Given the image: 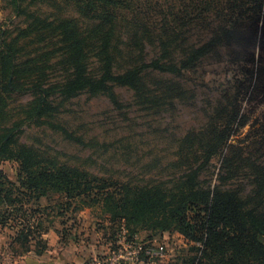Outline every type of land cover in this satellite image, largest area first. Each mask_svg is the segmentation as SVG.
<instances>
[{
	"label": "rangeland",
	"instance_id": "1",
	"mask_svg": "<svg viewBox=\"0 0 264 264\" xmlns=\"http://www.w3.org/2000/svg\"><path fill=\"white\" fill-rule=\"evenodd\" d=\"M21 9L16 14L11 0H0V34L35 68L49 58L54 90L51 115L25 125L20 144L95 187L176 192L193 176L202 188L238 192L264 212V0H22ZM76 41L88 75H101L108 54L116 74L142 69L141 88L109 84L106 94H63ZM153 62L179 72L143 67ZM32 99L12 101L10 115ZM18 171V163L0 161L10 179ZM50 197V204L41 200L52 207L43 221L50 231L68 223L74 236L86 219L112 229L96 194L72 199L63 215L56 207L66 196ZM134 228L143 244L165 246L146 264L180 263L195 253V244L171 232ZM15 230L7 226L0 235Z\"/></svg>",
	"mask_w": 264,
	"mask_h": 264
},
{
	"label": "trees",
	"instance_id": "2",
	"mask_svg": "<svg viewBox=\"0 0 264 264\" xmlns=\"http://www.w3.org/2000/svg\"><path fill=\"white\" fill-rule=\"evenodd\" d=\"M21 2L11 0L16 14L24 11ZM2 36L3 33L0 34V161L18 163L20 171L16 172V180L0 173V226L16 229L9 241L14 257L30 252L41 255L48 250L45 235L49 233L51 223L45 227L43 221L47 217L44 214L52 207H43V198L50 204L52 194L65 195L66 202L59 201L56 207L63 215L72 207V199L96 194L100 199L93 201L102 202L110 216L112 229H109L111 236L108 239L113 250L124 230L128 239L133 240L137 237L134 227H144L160 230V234L171 232L196 245L192 249L195 253L182 258L180 263L172 264H264V212L258 207L249 208L247 200L238 192L204 189L194 183L193 176L184 183V188L176 192H165L157 187L131 188L128 185L115 191L107 185L95 187L91 181H84L78 170L58 167L54 161L44 159L33 149L20 144L25 125L43 123L51 115L54 87L46 76L51 67L49 62L46 63L49 60L47 56L40 60L42 67L38 68L21 61L15 41L8 43ZM64 36L65 39L70 38L67 31ZM109 37L110 33L105 38V48ZM77 43L69 56L68 69L72 79L63 86V94L74 96L83 91L92 95L106 94L110 91L109 84L135 90L141 88L142 77L139 74L142 69L116 74L108 54L101 75H88L87 64L81 61L82 53L75 48ZM199 52L204 51L193 53L183 68L197 59ZM143 67L172 74L179 72L173 65L162 66L159 62ZM28 94L33 97L32 101L22 107L24 109L19 116L12 117L10 103ZM63 227L61 234L65 240L69 236L74 239L68 223ZM155 236L147 238L158 237Z\"/></svg>",
	"mask_w": 264,
	"mask_h": 264
},
{
	"label": "crops",
	"instance_id": "3",
	"mask_svg": "<svg viewBox=\"0 0 264 264\" xmlns=\"http://www.w3.org/2000/svg\"><path fill=\"white\" fill-rule=\"evenodd\" d=\"M80 226L79 232L74 233L75 238L71 239L69 236L67 240L61 234L62 228L52 229L48 234V250L41 255L30 252L14 257L9 249L10 236L6 238L0 235V264H83L92 255L110 251L108 238L111 230H108L107 225L99 226L86 219V223L80 222ZM146 263L144 260L136 264Z\"/></svg>",
	"mask_w": 264,
	"mask_h": 264
},
{
	"label": "built area",
	"instance_id": "4",
	"mask_svg": "<svg viewBox=\"0 0 264 264\" xmlns=\"http://www.w3.org/2000/svg\"><path fill=\"white\" fill-rule=\"evenodd\" d=\"M164 253V245H147L137 239L129 240L123 231L116 249L110 248L108 253L92 255L83 264H136Z\"/></svg>",
	"mask_w": 264,
	"mask_h": 264
}]
</instances>
